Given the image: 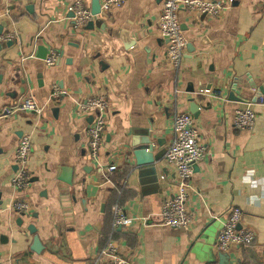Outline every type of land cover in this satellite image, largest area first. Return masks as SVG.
I'll list each match as a JSON object with an SVG mask.
<instances>
[{
	"label": "crops",
	"instance_id": "0c3cea01",
	"mask_svg": "<svg viewBox=\"0 0 264 264\" xmlns=\"http://www.w3.org/2000/svg\"><path fill=\"white\" fill-rule=\"evenodd\" d=\"M72 1L12 0L9 7L0 0V34H17L11 46L0 42V112L22 96L43 105L55 87L67 92L41 118L30 112L0 118V264H93L110 237L134 264H264V0H234L217 18L182 12L187 47L179 70L169 66L168 40L159 30L163 0H127L80 29L67 9ZM84 1L91 9L92 0ZM39 45L60 52L54 66L38 56ZM99 94L110 102L100 165L89 156L92 116L75 107ZM246 101L255 103L253 130L233 125ZM181 112L193 116L206 156L194 167L192 223L171 228L158 223L164 201L176 193L165 154ZM29 132L32 182L17 191L14 155ZM147 138L156 145V162L138 165L132 145ZM113 163L117 170L107 173ZM68 168L71 184L64 181ZM25 195L29 216L11 209ZM115 205L149 217V225L113 230ZM232 206L243 210V225L256 240L221 251L219 233ZM202 232L205 249L197 242ZM35 235L40 252L32 249Z\"/></svg>",
	"mask_w": 264,
	"mask_h": 264
},
{
	"label": "built area",
	"instance_id": "2783aa9c",
	"mask_svg": "<svg viewBox=\"0 0 264 264\" xmlns=\"http://www.w3.org/2000/svg\"><path fill=\"white\" fill-rule=\"evenodd\" d=\"M5 5H10L12 0H3ZM127 0H103L101 12L93 14L84 0H74L68 4V11L73 13L70 18L76 29L83 28L97 16L108 14L113 9L119 8ZM234 2V0H163V8L159 17V30L168 40L167 59L173 70H179L186 53L187 39L183 33L180 14L182 12L200 13L205 16L217 18ZM10 7V6H9ZM6 8L9 16L11 9ZM16 32L0 34V42L14 40ZM40 40V33L33 39L36 47ZM35 56V53H32ZM24 58V57H23ZM60 59V52L55 48H49L45 62L48 66H54ZM67 92L55 87L45 104H39L32 96H22L16 102L5 105L0 118H8L20 112H30L35 117L41 118L43 112L51 101L60 100ZM255 103L246 101L243 106L235 110L233 125L239 130H253L256 124ZM76 112L81 115L92 116L88 128V149L90 159L100 165V153L105 142V131L110 115V102L104 95H95L77 100ZM174 137L168 147L165 158L176 173V193L167 198L159 214V225L171 228H187L192 223V214L189 209L190 198L197 193L192 178L194 167L206 156V147L201 141L200 129L189 112L178 113L173 121ZM32 132L23 134L20 138L14 155V163L17 166L15 174L11 178V184L17 191H25L32 182V175L28 166L32 153ZM118 166L113 163L105 168L112 173ZM11 209L23 216L32 213V206L27 199L17 198L11 205ZM243 210L238 206H232L229 216L224 222L219 233L217 247L221 251L231 248H240L252 244L256 240V233L251 228L243 225ZM149 217L129 216L120 205L114 206L113 230L123 228L131 223L138 222L148 226ZM93 264H134L121 250L119 243L110 237L106 243L97 250Z\"/></svg>",
	"mask_w": 264,
	"mask_h": 264
},
{
	"label": "water",
	"instance_id": "95a60500",
	"mask_svg": "<svg viewBox=\"0 0 264 264\" xmlns=\"http://www.w3.org/2000/svg\"><path fill=\"white\" fill-rule=\"evenodd\" d=\"M91 10H92L93 14H99L101 12V0H92ZM70 16H73V13H70ZM92 23H93V21H90L89 26H91ZM16 42H17V39L10 40L9 44L11 46ZM128 43H129V46H131L134 43V40L129 39ZM38 50H39L38 56L45 59L47 57L49 48L45 45H39ZM234 90L235 89H233V91L231 92V95H234V92H235ZM192 105H193L192 112L195 114V116H197V111L200 107L194 101L192 102ZM157 143L161 144V139H158ZM155 150H156V145L151 138H147L140 143H133V145H132V154L135 157L136 163L138 165L154 164L156 162L155 161V157H156L155 156L156 155ZM68 169H63L64 172H67L69 174L64 179V181L71 184L72 183V176H73V168H68ZM69 178H71V179L69 180ZM29 229L31 230L32 233H34L36 231V228L33 225L29 226ZM204 233L205 232H202L198 237L197 242H198L200 249H205L206 247L209 246V241H208L207 235ZM42 247H43V244L41 243L39 236L35 235L32 249L37 251V252H40Z\"/></svg>",
	"mask_w": 264,
	"mask_h": 264
}]
</instances>
